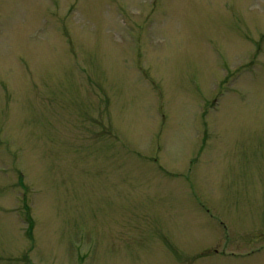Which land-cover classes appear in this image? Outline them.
I'll list each match as a JSON object with an SVG mask.
<instances>
[{
    "label": "rangeland",
    "instance_id": "obj_1",
    "mask_svg": "<svg viewBox=\"0 0 264 264\" xmlns=\"http://www.w3.org/2000/svg\"><path fill=\"white\" fill-rule=\"evenodd\" d=\"M0 264H264V0H0Z\"/></svg>",
    "mask_w": 264,
    "mask_h": 264
}]
</instances>
